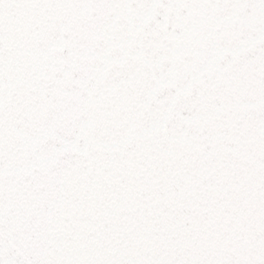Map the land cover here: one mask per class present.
<instances>
[{"label": "snow or ice", "instance_id": "1", "mask_svg": "<svg viewBox=\"0 0 264 264\" xmlns=\"http://www.w3.org/2000/svg\"><path fill=\"white\" fill-rule=\"evenodd\" d=\"M0 264H264V0H0Z\"/></svg>", "mask_w": 264, "mask_h": 264}]
</instances>
